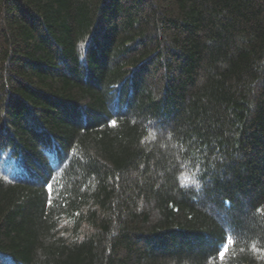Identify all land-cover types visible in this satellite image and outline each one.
Instances as JSON below:
<instances>
[{
  "label": "trees",
  "instance_id": "1",
  "mask_svg": "<svg viewBox=\"0 0 264 264\" xmlns=\"http://www.w3.org/2000/svg\"><path fill=\"white\" fill-rule=\"evenodd\" d=\"M0 264H264V0H0Z\"/></svg>",
  "mask_w": 264,
  "mask_h": 264
},
{
  "label": "snow or ice",
  "instance_id": "2",
  "mask_svg": "<svg viewBox=\"0 0 264 264\" xmlns=\"http://www.w3.org/2000/svg\"><path fill=\"white\" fill-rule=\"evenodd\" d=\"M221 243H223V241L221 242ZM220 249H219V247L217 248V251H219ZM222 255H223V253H222Z\"/></svg>",
  "mask_w": 264,
  "mask_h": 264
}]
</instances>
